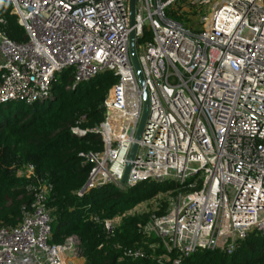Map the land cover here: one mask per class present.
<instances>
[{
    "label": "built area",
    "instance_id": "2783aa9c",
    "mask_svg": "<svg viewBox=\"0 0 264 264\" xmlns=\"http://www.w3.org/2000/svg\"><path fill=\"white\" fill-rule=\"evenodd\" d=\"M127 1L0 0L24 33L14 42L0 32V106L48 100L51 80L63 70L71 71L70 89L112 73L116 83L92 130L102 150L81 155L91 169L76 195L107 184L174 182L179 188L101 220L111 235L122 217L150 212L137 230L151 253L127 248L121 257L182 264L197 251L230 254L247 234L264 236V0H135L131 29L148 111L123 185L141 110L127 53ZM176 4L189 21L198 19L197 30L166 17ZM143 31L149 38L137 43ZM16 173L29 179L33 168ZM31 196L16 225L0 226V264H83L75 236L48 243V187L39 184ZM160 200L166 210L154 216Z\"/></svg>",
    "mask_w": 264,
    "mask_h": 264
},
{
    "label": "trees",
    "instance_id": "16d2710c",
    "mask_svg": "<svg viewBox=\"0 0 264 264\" xmlns=\"http://www.w3.org/2000/svg\"><path fill=\"white\" fill-rule=\"evenodd\" d=\"M9 10L8 5L0 7V19L4 21L0 32L11 41L22 42L23 30ZM148 38L143 31L137 43ZM71 78L70 70L54 75L50 98L44 102L30 106L21 102L3 104L14 103L15 108L11 113L7 110L5 116L0 115V226L16 225L21 209L31 203L33 190L44 184L48 187L46 208L52 219L49 244H61L73 235L79 241L83 264H152L149 259L121 257V251L127 248L139 247L145 254L151 253L137 230L150 212L122 217L111 235H105L100 222L179 185L144 180L123 189L107 184L77 196L91 169L81 155L102 150L101 141L92 130L103 119L102 102L116 77L104 72L70 89ZM72 128L84 134L73 135ZM27 165L32 166L33 177H19L16 172ZM156 203L153 215H163L167 203L163 200ZM157 254L161 253L154 251L153 255ZM182 264H264V236L249 233L230 254L219 249L197 251Z\"/></svg>",
    "mask_w": 264,
    "mask_h": 264
},
{
    "label": "water",
    "instance_id": "95a60500",
    "mask_svg": "<svg viewBox=\"0 0 264 264\" xmlns=\"http://www.w3.org/2000/svg\"><path fill=\"white\" fill-rule=\"evenodd\" d=\"M134 5L135 0H128L127 1V18H128V27L130 31L128 33V43H127V53L129 62L137 83L138 88L140 89V96H141V110L138 123L136 125V130L133 136V142L130 146L129 152L127 154V162L124 165L120 182L124 185L127 180V175L130 168V162L132 161L136 149H137V141L140 138L142 129L144 127L147 111H148V94L147 90L143 84V78L141 75V71L137 62L136 51H135V39H134V31L131 29L134 23Z\"/></svg>",
    "mask_w": 264,
    "mask_h": 264
},
{
    "label": "rangeland",
    "instance_id": "374dc122",
    "mask_svg": "<svg viewBox=\"0 0 264 264\" xmlns=\"http://www.w3.org/2000/svg\"><path fill=\"white\" fill-rule=\"evenodd\" d=\"M179 8H180V5L179 4H176L172 7H170L169 9H167L165 11V14H166V17L168 19H172V20H175V21H178L180 22L184 27H188L189 24H192V26L194 27V31L198 29V19L196 18V20H191L189 21L187 18L188 16H185L184 14L182 15L183 12H180L179 11ZM205 12V9L204 8H200L198 10V18L204 14ZM197 14V13H196ZM192 22V23H191ZM71 85V84H70ZM8 107V108H7ZM15 108V104L12 103L11 105L9 106H4L0 108V115L1 116H5L6 115V111L8 110L10 113L13 112ZM148 207V206H147ZM142 208H145L144 206H142L141 208H139V210H141ZM70 264H82V261L81 260H77V261H71Z\"/></svg>",
    "mask_w": 264,
    "mask_h": 264
}]
</instances>
